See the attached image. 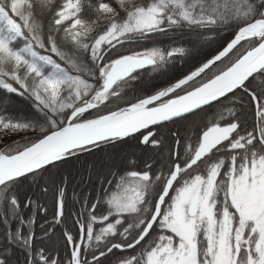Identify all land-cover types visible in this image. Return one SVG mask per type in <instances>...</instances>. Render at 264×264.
<instances>
[{
    "label": "snow or ice",
    "instance_id": "obj_1",
    "mask_svg": "<svg viewBox=\"0 0 264 264\" xmlns=\"http://www.w3.org/2000/svg\"><path fill=\"white\" fill-rule=\"evenodd\" d=\"M0 92V264H264V0H0Z\"/></svg>",
    "mask_w": 264,
    "mask_h": 264
},
{
    "label": "trees",
    "instance_id": "obj_2",
    "mask_svg": "<svg viewBox=\"0 0 264 264\" xmlns=\"http://www.w3.org/2000/svg\"><path fill=\"white\" fill-rule=\"evenodd\" d=\"M230 36H224L223 39L227 40L229 39ZM164 43H167V41H164ZM144 47H151L152 45L149 44H145L143 45ZM243 47V45H242ZM209 54H211V50H209ZM190 66H191V62H181V61H177L176 65H175V69L174 72L172 73L173 76H175L176 74H186L189 70H190ZM220 65H218L219 67ZM212 71H215V69H213ZM208 77L211 76V71L208 72ZM143 79L145 82L147 83H155L158 86H163V81L166 78H159L157 77L155 80H150L148 77L147 73H143ZM129 96L132 95L131 92L128 93ZM0 97H3L5 99L8 100V111L9 112H20V111H24L27 112L30 110V105L23 101L22 99H20L19 97H17L15 94H6L3 92H0ZM173 128L179 127L178 125H170ZM30 131V130H29ZM31 133L28 135H23L20 136L18 138H14L11 139L3 144H0V147H3L5 144L10 143L11 141H15V140H20L22 137L25 136H33L35 135V133L33 131H30ZM130 143H135V142H130ZM85 159H91L90 157H85V156H81V160H85ZM67 167L70 165H66ZM64 166V167H66ZM30 188H33L31 183L29 181H23L22 183H20L17 186L16 191L19 193V198L21 200V207H23V202L26 199V194L28 193V190H30ZM74 197L72 196V189H69V187L67 186V203H66V207H65V221L66 223L60 226H55V232L57 234L56 238L60 236L62 228L67 227L70 230H72L74 233H78V226L76 228L72 227V213L76 212L79 210V205L78 204H74ZM42 204H45L47 206V213H43V212H39L36 215V223L32 226L36 236L41 237L42 233L40 231V225L45 223V220L49 221V224L51 225V220H52V216L54 214V207H53V200H52V196L50 201H44L41 200ZM4 209V205L3 202H0V211H3ZM23 213L25 218H27L28 216H30L32 214V209L31 208H27V209H23ZM16 228V223L12 224V229L15 230ZM4 232V228L3 226H0V235H2ZM25 232H27V229H25ZM60 248L57 247L59 249V252L61 254L62 257H67V252L64 251L63 248V241L60 240ZM56 254V253H53ZM134 254L133 250H128L127 252H120L119 250H113V253L109 254L107 258H103V264H117L118 259L120 257L126 256V255H131ZM15 255L16 257H19L20 261L24 260V255L23 253L19 250L16 249L15 250ZM90 258V257H89Z\"/></svg>",
    "mask_w": 264,
    "mask_h": 264
},
{
    "label": "rangeland",
    "instance_id": "obj_3",
    "mask_svg": "<svg viewBox=\"0 0 264 264\" xmlns=\"http://www.w3.org/2000/svg\"><path fill=\"white\" fill-rule=\"evenodd\" d=\"M30 133H31L30 131H19V132H16L14 134L9 133L7 131L0 132V144H3V143H5L11 139L18 138V137L23 136V135H28ZM77 167H79V164H77ZM67 168H71V165L68 166ZM72 171L75 172V169H72ZM75 185H76V182L70 180V182L68 183L67 186L69 187V189H72V192H73V188ZM35 191H36V189L34 187L30 188V190H28L27 194H31L32 192H35ZM50 194H51V192L49 193V196H50ZM33 199H35V197H33ZM45 201H49V198H47ZM57 239H58V237H57ZM60 246L61 245H60V241H59V243L57 244V247L60 248Z\"/></svg>",
    "mask_w": 264,
    "mask_h": 264
},
{
    "label": "flooded vegetation",
    "instance_id": "obj_4",
    "mask_svg": "<svg viewBox=\"0 0 264 264\" xmlns=\"http://www.w3.org/2000/svg\"><path fill=\"white\" fill-rule=\"evenodd\" d=\"M51 196H52V194H50V196H49V194H48V197L47 198H49V201H50V199H51ZM46 200V199H45ZM44 200V201H45ZM46 202V201H45ZM59 255L61 256V254H60V252H59Z\"/></svg>",
    "mask_w": 264,
    "mask_h": 264
}]
</instances>
